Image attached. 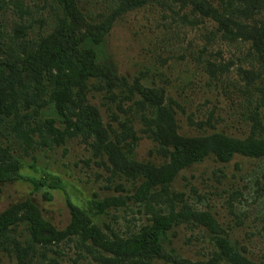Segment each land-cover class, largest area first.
Returning <instances> with one entry per match:
<instances>
[{
    "label": "rangeland",
    "instance_id": "obj_1",
    "mask_svg": "<svg viewBox=\"0 0 264 264\" xmlns=\"http://www.w3.org/2000/svg\"><path fill=\"white\" fill-rule=\"evenodd\" d=\"M33 2L40 9L35 15L49 27L61 16L54 0ZM77 4L91 19L109 6L108 0H77ZM214 33L211 22L191 26L175 13L149 6L116 20L105 46L120 76L130 83L139 79L143 86L162 91L164 101L170 98L176 102L179 108L172 106L181 133L222 131L244 138L249 128L243 118L250 109L245 105L246 84H253L250 90L260 83L263 86L264 64L249 44L230 43ZM243 71H254L259 77L244 75ZM115 93L118 97L108 100L104 93L94 92L90 104L98 110L104 138L115 145L117 137L119 148L107 151L98 145L90 127H83L82 133L59 145H37L26 151L13 139L0 138L2 146L22 161L10 181L0 185V214L30 201L42 218L39 221L27 211L15 213V218L31 217L40 234L33 239L29 221L19 223L11 233L19 247L0 243V264H98L96 254H90L77 236L47 242L51 234L45 223L64 231L72 221V206L79 221H89L107 235L129 236L149 223L148 203L162 213L171 208L178 212L185 205L197 212H209L217 223L211 228L191 217L180 219L169 235L171 257L167 261L156 259L152 264H206L220 253L218 238L230 241L249 260L264 264V156H237L226 164L205 160L180 171L169 186L168 196L158 186L145 200L139 191L142 180L137 177L138 170L148 165L160 168L166 160L145 133L134 98ZM210 115L211 121L203 130L198 129V121H207ZM71 120L76 123L78 116ZM126 128L134 131V142ZM130 142L134 148L128 152ZM129 158L141 167L129 164ZM108 198L122 204L99 215L92 202ZM3 246L8 247L5 250Z\"/></svg>",
    "mask_w": 264,
    "mask_h": 264
},
{
    "label": "trees",
    "instance_id": "obj_2",
    "mask_svg": "<svg viewBox=\"0 0 264 264\" xmlns=\"http://www.w3.org/2000/svg\"><path fill=\"white\" fill-rule=\"evenodd\" d=\"M54 2L61 16L49 27L48 22L35 15L40 9L33 0H0V138L13 139L26 151L37 145H59L82 133L83 127H90L98 145L107 151L119 148L117 137L115 145L104 138L98 110L90 104L94 92L113 100L118 91L123 98H134L141 112L136 114H140L146 126L145 133L166 160L160 168L148 165L138 170L137 177L142 180L139 191L145 200L153 196L158 186L168 196L169 186L180 171L205 160L226 164L237 156H264V82L253 90L249 89L253 84H246L245 105L250 108L243 118L249 128L246 137L222 131L183 134L172 106L179 108L176 102L170 98L164 101L162 91L143 86L139 79L130 83L120 76L105 46L116 20L129 12L156 6L177 14L184 24L211 22L214 36L230 43L249 44L257 60L264 64V0H108L107 10L96 19L87 18L77 0ZM243 73L259 77L254 71ZM75 116L76 123L71 120ZM211 116L207 121H198V129L203 130ZM126 132L134 142V131L128 128ZM133 142L128 144V152L133 151ZM129 164L141 167L132 158ZM21 166L19 157L11 155L0 141V185L9 182L11 174ZM44 197L50 200L46 194ZM121 204L115 198L92 202L99 215ZM148 206L149 223L129 236L107 235L89 221H79L76 210L70 206L72 221L64 231L45 223L51 234L46 241L77 236L90 254H96L93 257L98 264H152L156 259L167 261L171 257L169 235L180 219L191 217L199 224L217 226L209 212H197L185 205L178 212L171 208L163 213L155 212L149 203ZM19 211L33 213L42 221L38 208L30 201L15 204L0 214V243L10 242L17 249L19 244L11 233L19 223L29 221L33 239L40 234L31 217H14ZM232 245L227 239L218 238L220 253L206 264H261L241 255ZM3 247L6 250L8 246Z\"/></svg>",
    "mask_w": 264,
    "mask_h": 264
}]
</instances>
